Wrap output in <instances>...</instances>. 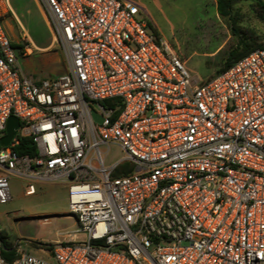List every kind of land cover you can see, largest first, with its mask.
Instances as JSON below:
<instances>
[{
	"label": "built area",
	"instance_id": "built-area-1",
	"mask_svg": "<svg viewBox=\"0 0 264 264\" xmlns=\"http://www.w3.org/2000/svg\"><path fill=\"white\" fill-rule=\"evenodd\" d=\"M37 1L67 66L25 73L31 46L15 47L0 0V138L21 121L0 145V200L12 177L26 195L67 185L81 228L52 246L56 264H264V48L204 81L129 0ZM25 135L38 155L15 150ZM111 144L125 156L107 167ZM3 250L0 264H55Z\"/></svg>",
	"mask_w": 264,
	"mask_h": 264
},
{
	"label": "rangeland",
	"instance_id": "rangeland-1",
	"mask_svg": "<svg viewBox=\"0 0 264 264\" xmlns=\"http://www.w3.org/2000/svg\"><path fill=\"white\" fill-rule=\"evenodd\" d=\"M129 1L141 8L138 18L153 23L159 35L185 61L193 76L208 80L217 74L236 37L228 21L218 14L216 0ZM255 2L242 0L238 6L243 13L242 22L247 34L262 43L264 19L262 13L257 12ZM12 4L15 15L8 14L5 24L13 42L31 46L29 54L34 58L31 59L30 72L42 77L54 75L57 66L58 73L64 72L67 54L62 45L41 48L52 44L53 34L36 0H12ZM148 5L151 15L145 10ZM54 52L59 61L49 58L44 64L40 62L43 56ZM93 116L96 122L103 119L96 111ZM102 150L106 151L107 147L103 146ZM124 156L119 145L111 144L105 165L111 167ZM127 168L128 164H121L118 171L122 173ZM24 186V181L18 177L10 179L12 198L0 200V231L6 232L8 240L17 248L56 264L51 247L81 228L70 210L68 187L60 183H39L35 194L26 195ZM79 237L84 238V235L79 234Z\"/></svg>",
	"mask_w": 264,
	"mask_h": 264
},
{
	"label": "trees",
	"instance_id": "trees-1",
	"mask_svg": "<svg viewBox=\"0 0 264 264\" xmlns=\"http://www.w3.org/2000/svg\"><path fill=\"white\" fill-rule=\"evenodd\" d=\"M241 1L242 0H216L218 14L228 21L230 25V30L232 34L236 37L235 43L233 44L227 56L223 60L221 67L217 70V74L223 72L224 70L232 66L240 58L250 54L254 50L258 48H264V42H259L254 37L248 35L247 31L245 30L246 27L242 22L243 13L240 7L238 6V3ZM254 6L256 7L257 12L262 13L261 16L264 19V0H256ZM148 24L153 29V31L157 35H159V32L153 25V23L148 21ZM14 45L17 48H22L24 46L16 42H14ZM15 150L20 155H38V148L36 146V143L34 142L33 138L29 135L20 136V141L15 147ZM115 175H121V172L117 171ZM0 238L3 242L4 256L9 261L14 260L16 258L15 248L13 243L8 240L7 233L0 231Z\"/></svg>",
	"mask_w": 264,
	"mask_h": 264
},
{
	"label": "crops",
	"instance_id": "crops-1",
	"mask_svg": "<svg viewBox=\"0 0 264 264\" xmlns=\"http://www.w3.org/2000/svg\"><path fill=\"white\" fill-rule=\"evenodd\" d=\"M36 2H37V4L39 5V7H40V9H41V11H42V14L44 15V17H45V19H46V14H45L43 8L41 7V5L38 3L37 0H36ZM11 3H12V0H11ZM12 6H13V4H12ZM216 6H217V2H216ZM13 9H14V7H13ZM145 10H146L150 15L152 14V10L149 8V5H148L147 7H145ZM14 15H15V11H14ZM46 21H47V19H46ZM6 22H7V19H6V17H5V19H4V23H6ZM5 26H6V24H5ZM6 29H7V27H6ZM7 31H8V30H7ZM21 45H22V44H21ZM51 46H53V42H52L51 45L49 44V45H46V46H41V48H43V49H49ZM20 57H22V59L20 58V62H21L22 69H23V71H24L25 73H27V74H29V75L35 77V78H40V77H42V76H35L34 74H32V73L30 72V66H32L31 59L34 58L33 55H30V54H24V55H21ZM49 58H51V59H55V60L59 61L58 56H57V53L54 52V53L50 54L49 56H47V54H46V56H43V57L41 58L40 62H41L42 64H44L46 61H48ZM25 65H27L28 67H25ZM58 70H59V67L57 66V67H56V72H55L54 75L60 74V73H58ZM62 73H63V72H62ZM14 248H15V253H17L18 250H21L20 248H17L16 246H14ZM32 254H33V253H32Z\"/></svg>",
	"mask_w": 264,
	"mask_h": 264
},
{
	"label": "water",
	"instance_id": "water-1",
	"mask_svg": "<svg viewBox=\"0 0 264 264\" xmlns=\"http://www.w3.org/2000/svg\"><path fill=\"white\" fill-rule=\"evenodd\" d=\"M20 127V119L17 116L12 115L7 122L6 134L0 138V145L8 146L18 133Z\"/></svg>",
	"mask_w": 264,
	"mask_h": 264
}]
</instances>
